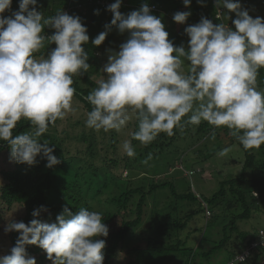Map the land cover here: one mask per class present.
I'll return each mask as SVG.
<instances>
[{
  "label": "clouds",
  "instance_id": "1",
  "mask_svg": "<svg viewBox=\"0 0 264 264\" xmlns=\"http://www.w3.org/2000/svg\"><path fill=\"white\" fill-rule=\"evenodd\" d=\"M190 2L183 0L185 7ZM121 3L108 6L111 24L92 41L100 46L113 26L121 34L129 33L119 52L108 56L103 68L107 78L98 79L97 87L84 97L92 106L86 127L121 132L135 120L132 140L147 146L161 133L173 136L174 129L207 122L227 128L245 150L264 146V89L258 87L264 69V18L250 16L238 0H216L218 7L235 13V30L225 22L201 18L185 28L190 38L186 50L174 46L147 4L125 16ZM11 4L12 0H0V141L9 144L15 162L32 166L42 153L52 168L60 160L41 137L58 120L77 112L74 77L90 69L84 48L88 30L79 16L62 10L45 16L37 10V0H20L19 11L6 17ZM190 15L177 12L172 19L182 25ZM46 26L55 29L53 35H44ZM53 43L56 47L45 58L44 50ZM21 121L29 122L30 130L14 134ZM122 150L130 158L137 154L130 140L123 142ZM229 151L222 149L218 155ZM32 216L28 224L6 225L5 233L17 232L19 237L10 254L0 256V264H36L26 251L33 245L43 249L52 264H104L106 242L101 237L108 236L109 228L102 212L82 206L73 213L65 207L52 223L38 219V211ZM245 259L236 257L240 264Z\"/></svg>",
  "mask_w": 264,
  "mask_h": 264
},
{
  "label": "trees",
  "instance_id": "2",
  "mask_svg": "<svg viewBox=\"0 0 264 264\" xmlns=\"http://www.w3.org/2000/svg\"><path fill=\"white\" fill-rule=\"evenodd\" d=\"M260 1L264 4V0ZM19 2L20 0H12L11 10L6 11L4 16L8 17L13 12L19 11ZM115 2L116 0L37 1L45 16L55 15L58 10L65 13L68 11L69 15L79 16L88 30L89 42L84 45V48L89 55L90 69L88 73L75 76L73 85L77 89L74 98H77L83 106L82 110L86 112L84 115H87L92 107L84 97L97 87L95 79L102 72L103 65L100 55L106 49L116 47V43H124L129 38V33L121 34L113 26L100 46L92 43L101 32L106 31L105 25L111 24L113 14L108 11V6ZM145 4L149 8L152 6L156 8V11L150 12L157 18H160L161 11L173 18L175 13L183 12L186 8L187 12L191 13L186 22L195 20L199 23L201 18H206L213 24L227 23L224 20V13L220 19H217V13L223 10L216 5V0H191L189 7H185L183 0H122L120 12L126 16L132 11H138ZM227 24L235 30L232 23ZM54 32L55 29L50 26L44 28L45 36H51ZM182 38H188L187 34ZM55 47L54 43L46 47L45 58ZM259 74L261 77L264 76V69H261ZM84 115H81L82 119ZM82 119L63 128L60 126L61 121L58 120L41 137V143L46 140L49 143L48 146L54 148L53 155L60 160V163L52 168L46 166L47 159L42 153L32 166L15 162L11 158L9 144L6 141H0V155L6 153L7 159L14 165L12 170L7 169L0 172L2 183L0 219L17 205L22 206L25 211L24 216L18 222L22 221L25 224L34 219L32 216L34 211L39 212L38 219L48 223L56 222V217L62 214L65 207L73 213L82 206L100 211L103 214L104 223L109 228L108 236L101 237L106 242L103 250L104 264H116L120 253H125L129 257L127 264H196L198 260L211 261L217 253L224 250L228 256L224 264H231L253 243L260 241L259 234L264 229L249 238L250 233L241 231L239 223L249 221L254 211L260 207H255L254 194L258 193L257 190L262 188L261 183L264 182V151L243 148L246 161L243 164L241 175L221 183L220 189L211 199L201 201L202 210L207 218L205 230L213 226L221 215L229 218L222 228V236L219 240L214 241L210 249L201 251L199 247H187L178 239L174 243H166L163 240L175 236V231L186 229L188 222L198 214V210H190L185 217L173 220L171 213L164 215L154 210L155 207H153L148 216V199L158 190L170 187L177 203L181 201L196 203L200 197L192 192L179 194L173 184L164 182L161 178L158 181L153 180L150 184H145L144 181L141 184L137 183V180H144L142 179L144 176L124 179L123 174L130 171L131 164L127 155L121 157L118 154L120 143L117 137L119 133L113 131L109 145L103 140L101 148H98L94 135H89L86 131L77 134L78 127L85 123ZM200 126L202 129L203 126L207 127V124ZM30 128L29 122L21 121L14 130V134L23 133ZM114 134H116V139L113 137ZM164 139L165 135L161 133L154 142L147 145L135 157L148 160V157L152 156L151 153L155 156V151L150 150L158 149ZM137 142L132 140L131 143L138 145ZM172 142L173 139L169 145ZM248 171H250L249 175ZM175 209L178 211L177 207ZM215 211L219 212L215 213ZM224 211L228 212L229 216L223 215ZM120 216L122 219L119 227H115L116 218ZM144 222H147V227L145 231L140 232ZM1 231L0 226V234ZM18 237L19 233L10 232L11 248L15 246ZM204 240L205 236L202 237V241ZM26 251L29 256L35 258L36 264H50L51 262L47 258V253L38 246H26ZM263 256L264 247L259 246L252 250V255L244 261V264H259ZM236 264L240 262L236 261Z\"/></svg>",
  "mask_w": 264,
  "mask_h": 264
},
{
  "label": "rangeland",
  "instance_id": "3",
  "mask_svg": "<svg viewBox=\"0 0 264 264\" xmlns=\"http://www.w3.org/2000/svg\"><path fill=\"white\" fill-rule=\"evenodd\" d=\"M37 1L39 2V0ZM238 2L253 18H264V4H262L260 0H238ZM37 4V10L42 12L41 5L39 3ZM219 8L223 10L224 17H228L227 20L224 19L227 23L231 24L232 21L236 19L235 13L228 12L222 5L219 6ZM183 12H187L186 8ZM170 17L164 14H161L160 16L162 23L165 25V30L169 33V40L173 42L175 47L184 46L187 50L190 38H182L186 34L185 28L195 25L198 22L193 20L181 25L177 24L174 19ZM116 44V47L108 48L100 55L103 66L101 74L95 79L96 82L101 77L107 78V73L103 72V68L108 63V56L111 53H118L120 45L123 43ZM185 63L187 66L190 62L186 61ZM258 87L264 89V76L261 77L260 74L258 77ZM74 107L77 109L76 114H69L65 120L61 121L60 126L62 128L70 126L74 121L82 119L81 115L86 113L82 110L83 106L80 105L77 98H74ZM86 118L87 115H84L82 120L86 121ZM201 124H207V127L203 126L201 129ZM201 124L199 126L188 125L183 131L174 129L173 136H168L164 133V141L160 143L158 149L150 150L155 151L154 153L156 154L153 156L151 153L152 156L147 160V163H144L145 159L142 160L141 158L129 157L131 164L129 170L131 172H124L123 177L124 179H135L144 176V178H142L144 180H137V183L140 184L143 181L145 184H150L153 180L158 181L161 178L162 181L173 184L179 194L192 192L194 195L200 197V202L188 203L181 201L177 203L170 187L158 190L157 193L153 194L148 199V216L153 207H155L154 210L159 211V213L164 215L171 213L173 220L179 217H185L190 210H198V214L188 222L186 229L178 232L175 231V236L168 240H166V238L163 240L166 243H174V241L178 239L186 244L187 247H199L201 251H205L206 249H210L212 245H214V241L219 240L222 236V228L227 224L229 218L222 217L221 215L213 226L208 228V230H205L207 218L205 212L202 210L201 201L211 199L220 189L221 183L230 180L235 176L241 175L243 172V164L246 161V155L243 147L229 135V130L227 128H215L207 122H202ZM78 130V135L85 131L88 132L89 135H94L98 142V148H101L103 140L109 145L111 139L110 135L114 131L106 133L104 131L97 132L87 128L85 123H82V125L78 127ZM136 130L137 122L132 120L121 132H117L119 133L117 138L120 143L118 144L119 149L117 148V151L121 157L126 155L122 150L123 142L125 140H130L132 142L131 133ZM105 135H107V137ZM213 135L215 136V139L212 138ZM113 137L115 138L116 134H114ZM171 139H173V142L169 145ZM137 143L138 145H134V147L136 153H140L146 146H142L139 142ZM162 143L163 146L161 147ZM226 148L230 149L227 155L219 156L218 153ZM252 151H264V148L258 150L253 149ZM13 166L12 162L7 159L6 153L0 155V172L7 169L12 170ZM247 174L249 175L250 171H248ZM1 185L2 183L0 182V187ZM261 187L260 190H257L258 193L255 192L254 194V197L256 198L255 207L260 206L259 209L254 211L252 218L249 221L239 223L241 231H247L250 233L249 238L264 229V182L261 183ZM176 207L178 208V211L175 209ZM216 212L218 213L219 211H215V213ZM24 214L25 211L23 207L17 205L8 212V214L1 217L0 226L2 231L0 234V256L7 255L11 249L9 238L10 232L5 233L4 231L6 225L13 221L18 222ZM223 215L229 216L228 212L225 211ZM121 219L122 216L116 218L114 223L115 227H119ZM146 227L147 222H144L140 232L145 231ZM138 232L137 236L139 237L140 232ZM204 236L205 240L202 241V237ZM227 257V252L224 250L217 253L211 261L198 260L196 264H224ZM128 262L129 257L125 253H120L116 264H127ZM50 264H52V262H50ZM259 264H264V256Z\"/></svg>",
  "mask_w": 264,
  "mask_h": 264
},
{
  "label": "built area",
  "instance_id": "4",
  "mask_svg": "<svg viewBox=\"0 0 264 264\" xmlns=\"http://www.w3.org/2000/svg\"><path fill=\"white\" fill-rule=\"evenodd\" d=\"M150 10H155L156 11V8L155 7H152V8H150ZM67 14H68V11L66 12ZM219 13H220V18H221V16H222V14H223V12L221 11V10H219ZM229 26V25H228ZM230 27V26H229ZM259 237H260V241L259 242H255V243H253L252 244V246L250 247V248H248L241 256H246V259L245 260H247V258L248 257H250L251 255H252V250L253 249H255V248H257V247H259V246H262V247H264V231H261L260 232V234H259ZM231 264H233V263H231Z\"/></svg>",
  "mask_w": 264,
  "mask_h": 264
},
{
  "label": "crops",
  "instance_id": "5",
  "mask_svg": "<svg viewBox=\"0 0 264 264\" xmlns=\"http://www.w3.org/2000/svg\"><path fill=\"white\" fill-rule=\"evenodd\" d=\"M185 23H188V22H185Z\"/></svg>",
  "mask_w": 264,
  "mask_h": 264
}]
</instances>
